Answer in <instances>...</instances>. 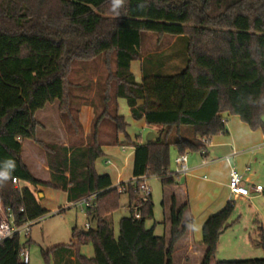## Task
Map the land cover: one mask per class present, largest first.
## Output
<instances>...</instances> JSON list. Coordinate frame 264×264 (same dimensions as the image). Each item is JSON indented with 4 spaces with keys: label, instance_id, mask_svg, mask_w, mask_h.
Wrapping results in <instances>:
<instances>
[{
    "label": "trees",
    "instance_id": "trees-1",
    "mask_svg": "<svg viewBox=\"0 0 264 264\" xmlns=\"http://www.w3.org/2000/svg\"><path fill=\"white\" fill-rule=\"evenodd\" d=\"M110 9L111 0H0V173H9L0 181V200L21 226L50 213L37 198L39 186L62 190L69 203L95 196L85 207L95 225L81 232L74 228L71 242L50 252L74 249L78 264H173L175 246L193 224L185 215L188 202L178 207L171 197L169 240L145 226L154 217L151 195L140 218L132 211L121 218L118 236L110 216L120 208L122 194L129 204L139 200L142 178L176 184L172 148L178 155L205 153L212 137L228 133L224 114L238 116L253 130L264 129V0H125L119 16ZM147 32L186 40L182 71L163 74V62L143 59V79L136 82L131 64L143 58L142 33ZM110 54L114 68L105 57L103 80L70 78L74 63L83 66ZM94 84L100 112L85 144L37 139L36 114L56 100L67 135L82 138L79 112L82 105L96 104L90 95ZM119 98L126 99L136 120L144 118L161 131L135 146L134 179L113 186L95 163L104 145L127 136ZM25 139L45 150L49 182L34 178L24 164ZM14 178L23 185L15 186ZM233 210L229 201L205 222L201 264H212L220 237L233 224ZM257 231L264 246V230L258 226ZM87 243L94 248L91 258L80 253ZM25 244L19 235L0 242V264H26ZM215 264H264V258Z\"/></svg>",
    "mask_w": 264,
    "mask_h": 264
},
{
    "label": "crops",
    "instance_id": "crops-1",
    "mask_svg": "<svg viewBox=\"0 0 264 264\" xmlns=\"http://www.w3.org/2000/svg\"><path fill=\"white\" fill-rule=\"evenodd\" d=\"M135 64L136 62L133 61L131 64V71L134 74L136 82L139 83L143 79L142 65L140 69L135 70ZM91 100L96 104L92 105V103H90L82 105L79 112V120L83 129L81 136L85 140L92 131L96 113L100 112V107L97 103L98 98L93 92L91 94ZM55 104H57L58 110L60 105L59 101L56 100L54 102V105ZM118 106L119 114L122 115L128 123L127 136L120 134L117 144L104 145V155L96 160L95 163L96 172L99 175L110 176L113 186H118L121 183H126L134 179L133 166L135 146L148 142L147 138L145 139L147 133L149 135L153 132L156 138L161 131V127L148 125L144 118L136 120L132 116L131 109L128 106L126 99L119 98ZM224 117L226 119L228 133L212 137L205 153L189 154V172L187 174L183 175L177 173L178 167L175 164V158L178 154L175 149L174 151L171 150V162L173 161V166H170V170L177 177L176 184L163 186L160 179L156 176L146 179L148 186V180H155L162 188L164 219L161 223L164 225L163 235H165L167 240H169L171 229L168 220V214L171 208V197L175 196L178 207L186 202L189 203V208L185 215L186 217L191 216L193 218V224L187 230L186 234L177 242L174 251V253L179 250L184 252L186 262L191 260L188 254H193L194 252H197L198 257L202 262L206 251V247L202 244L203 226L209 217L222 210L229 201H234V204L235 201H238L245 203L250 207L251 215L249 216V224H247V226H238L236 227L238 229L235 231L237 233L239 230L243 232L244 240L242 243L247 242L245 239L246 235L249 238L251 237L250 230L252 228H255L254 232L257 236L258 226H261L264 230L263 192L252 193L248 197H234L231 195L228 186L230 171L232 168H235L243 175L246 184L261 185L264 187V129L253 130L236 115L224 114ZM54 119V141H47L41 137L38 139L48 143L68 145L67 134L58 112L55 114ZM28 140L30 139L21 141L22 160L34 178L41 182H49L50 171L46 152L37 143L32 140H30L32 143H29ZM26 150L28 152L25 156ZM261 181H263V183ZM39 189L42 191V193L39 194V202L42 207L49 209L43 201L49 195L52 188L39 186ZM128 206L129 202L125 209L128 210ZM114 214L115 212L110 217L113 218ZM152 227L154 228V226ZM233 227L234 226L228 228L222 234L217 250H220L224 242V234H226L228 230H232ZM173 264H175V261Z\"/></svg>",
    "mask_w": 264,
    "mask_h": 264
},
{
    "label": "rangeland",
    "instance_id": "rangeland-1",
    "mask_svg": "<svg viewBox=\"0 0 264 264\" xmlns=\"http://www.w3.org/2000/svg\"><path fill=\"white\" fill-rule=\"evenodd\" d=\"M142 37L143 42L141 54L143 58L135 61V70L140 69L143 59L147 60V63L148 61L153 63H157L158 61L161 63L163 62L162 67H165V71H162L163 74H173L180 72L185 68L187 61L186 40L177 39V37H172L169 35L159 36L150 32L142 33ZM105 57L109 59L111 67L114 68V55H102L94 62L85 63L83 66H80V63H74L70 78L74 81H84V78L85 80L93 79V81H95L98 77H101V80H103L107 75L106 66L104 63ZM76 92L81 94V92L78 90ZM92 92H95V84L93 85V90L90 92V95ZM57 112L60 114V110L59 108L57 110V104L54 105V102L52 104H48L44 109L37 112L36 119L39 123L36 134L37 139L41 137L47 141H54V117ZM190 129L187 128V132L189 135H192V131ZM185 131L184 133H187ZM147 136L148 133L145 135V139ZM174 137L175 134L172 133L170 138L173 139ZM67 138L68 141H72L78 145L86 143V140L79 136L72 137L67 135ZM28 142L32 143L30 140H28ZM172 151H174V148H172ZM27 152L28 151L26 150L25 156L27 155ZM172 164L173 161L171 162V165ZM148 181L152 192L154 217L152 219H148L145 223V226L146 228H151L154 226L155 233L157 235H163L164 225L161 223L164 219L162 188L155 180ZM261 182L263 183V181ZM39 191L40 189L36 192L38 199H40L39 194L42 193ZM43 202L49 208L47 210H49L50 213L47 216L39 219L32 226V231L29 238L22 236V242L24 244L26 243L25 248L29 253V264H78L76 262V254L74 249L68 251L60 249L55 253L54 251H50L57 245H68L72 240L74 228H76L78 232L86 231V225L90 224V226H94V221L88 218L84 207L80 205H72V203L67 202L66 193L62 190L52 188L49 195ZM128 202L129 200L127 195L122 194L120 198V208L115 212L113 218H110L114 228L115 236L119 234V223L121 218L129 215L130 211L125 209L128 205ZM250 215V207L247 204L235 201L234 210L231 216V220L233 221L232 226L234 227L232 230L230 229L226 234H224V242L220 250H217L212 264H215L216 261H241L264 258V246L260 243L259 236L255 234V228L250 230V238L247 235L245 236L247 241L245 243H242L244 240L243 232L240 230L238 233L235 232L236 229H238L236 227L243 225L247 226V224H249L248 222L250 220ZM28 240L29 242H27ZM43 251L49 252L48 257L43 255ZM80 253L87 258H91L94 254L92 243L82 245L80 247ZM188 255L190 256L191 260L186 262L184 258V252L179 250L178 252L174 253L173 256L175 264H201L197 252Z\"/></svg>",
    "mask_w": 264,
    "mask_h": 264
},
{
    "label": "built area",
    "instance_id": "built-area-1",
    "mask_svg": "<svg viewBox=\"0 0 264 264\" xmlns=\"http://www.w3.org/2000/svg\"><path fill=\"white\" fill-rule=\"evenodd\" d=\"M175 164L177 165V173L178 174H187L189 172V166H188V154L185 155H178L175 158ZM147 178H142L139 190H140V198L138 201L133 202L132 204H129L128 210L133 212V216L138 219L140 218V207L146 203L151 195L150 187L146 183ZM13 182L15 186L20 187L21 181L17 178L13 179ZM120 185V184H119ZM118 185V186H119ZM229 190L232 196L234 197H248L252 193H262L264 191V187L261 185H253V184H246L243 175L236 170L235 168H232L230 171V177H229ZM119 190L122 191L123 187H119ZM95 198V196L86 197L83 198L75 203H72V205H80L82 207L87 206L89 201H92ZM0 242L7 240V239H13L15 235L19 236H25L26 238L30 237L32 226L39 220H32V221H26L21 226H16L14 224V217L9 209H6L0 200ZM41 219V218H40ZM89 225H87V228ZM22 258L24 263L28 264L30 262L29 253L24 250L22 253Z\"/></svg>",
    "mask_w": 264,
    "mask_h": 264
},
{
    "label": "clouds",
    "instance_id": "clouds-1",
    "mask_svg": "<svg viewBox=\"0 0 264 264\" xmlns=\"http://www.w3.org/2000/svg\"><path fill=\"white\" fill-rule=\"evenodd\" d=\"M125 0H111V11L116 15H120L119 9L124 5ZM142 7V5H141ZM9 178V173H0V181H6Z\"/></svg>",
    "mask_w": 264,
    "mask_h": 264
},
{
    "label": "water",
    "instance_id": "water-1",
    "mask_svg": "<svg viewBox=\"0 0 264 264\" xmlns=\"http://www.w3.org/2000/svg\"><path fill=\"white\" fill-rule=\"evenodd\" d=\"M155 138V134L153 132H151L148 137H147V141H151Z\"/></svg>",
    "mask_w": 264,
    "mask_h": 264
}]
</instances>
